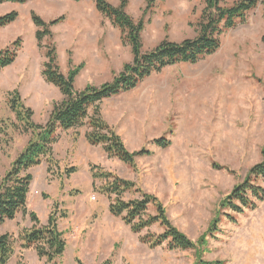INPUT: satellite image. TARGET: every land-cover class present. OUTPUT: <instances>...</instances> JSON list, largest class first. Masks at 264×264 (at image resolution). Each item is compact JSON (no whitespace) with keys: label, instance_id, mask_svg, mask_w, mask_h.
Instances as JSON below:
<instances>
[{"label":"rangeland","instance_id":"374dc122","mask_svg":"<svg viewBox=\"0 0 264 264\" xmlns=\"http://www.w3.org/2000/svg\"><path fill=\"white\" fill-rule=\"evenodd\" d=\"M107 1L114 7L120 2ZM236 1L223 0L222 6ZM143 8L144 0H128L126 13L138 22ZM203 8V0L157 4L153 15L144 19L148 22L141 33L142 53L163 40L180 43L194 38ZM12 11L18 18L0 30V50L16 40L21 49L15 62L0 73V181L32 139L31 133H21L9 109L12 93L33 111V123L41 126L48 121L53 105L62 101L59 91L41 74L46 49L56 50L64 76L80 69L74 82L78 91L111 82L132 60L129 46L120 41V32L96 11L93 0L0 4V16ZM32 13L47 24L63 17L49 27L51 36L43 39L41 48ZM263 35L259 3L243 23L223 33L213 55L194 65L167 67L136 89L102 102L101 116L121 137L126 150L148 151V156L135 159L133 167L108 158L101 145L91 146L87 141V156L82 157L84 150L76 140L78 133L86 132L85 127L78 133L60 132V140L52 146V166L42 160L28 170L32 182L26 207L40 225H46L49 215L57 211L65 250L56 264H264V199L240 215L219 207L262 159ZM160 138L168 140L169 147L151 144ZM89 146L94 149L91 155ZM74 151L80 156H74ZM96 167L133 184L123 194L124 201L154 197L171 225L195 249L172 250L166 243L150 248L141 243L142 237L160 235L163 229L153 226L137 235L111 216L108 206L113 197L108 200L101 192L103 182L93 178ZM70 168L75 172L66 177L64 172ZM255 185L264 191L263 180ZM146 215H154L151 206ZM31 227L28 215L19 213L0 227V235L16 237ZM7 264L52 263L18 245Z\"/></svg>","mask_w":264,"mask_h":264},{"label":"trees","instance_id":"16d2710c","mask_svg":"<svg viewBox=\"0 0 264 264\" xmlns=\"http://www.w3.org/2000/svg\"><path fill=\"white\" fill-rule=\"evenodd\" d=\"M31 1L35 0H0V4L23 5ZM164 1L144 0L141 18L134 22L126 13L128 0H120L116 7L110 5L107 0H93L96 11L120 32V41L129 46L132 60L123 65L122 71L116 74L111 82L98 87L87 85L78 91L74 88V82L80 69H72L64 76L57 65L56 50L46 49L44 55L46 61L41 74L46 83L59 91L62 101L53 105L44 126L33 123V111L24 106L18 94L12 93L8 101L9 109L15 115L21 133H31L32 139L0 181V227L6 222L13 221L19 213L28 215L32 227L28 230L22 229L16 237L9 233L0 235V264L9 262L18 245L24 250L32 249L39 259L52 264H56L55 261L64 253L65 240L63 233L58 229L57 211L49 215L46 225H40L37 216L27 212L26 208L32 182L28 170L38 167L42 160L52 166L54 162L51 157L52 146L58 141V131H74L85 127L84 137L89 145H101L108 158H114L133 167L135 159L148 156V151L141 149L130 153L126 150L121 137L103 120L100 110L102 102L136 89L145 79L167 67L177 64L194 65L203 58L213 55L220 48L223 33L234 28L237 23H243L247 14L259 3L262 6L264 21V0H238L229 7L222 6L223 0H203L204 8L194 38L180 43L163 40L153 50L142 53L141 33L148 22L144 19L152 16L157 4ZM30 17L37 29L35 37L39 48L43 39L51 36L49 27L63 20V17H60L47 24L33 13ZM17 18L18 14L15 11L0 16V30L14 24ZM262 41L264 42V35ZM20 49L21 43L16 40L8 48L0 50V73L15 62ZM151 144L165 149L169 147L170 142L160 138L153 140ZM261 155V161L250 169L245 180L220 201L221 210L240 215L244 210L251 208L255 201H263L264 191L255 185L259 179L264 181V149ZM93 171L95 172L93 178L103 182L101 189L103 195H106L108 200L113 197L108 206L111 216L121 219L133 234L138 235L153 226L163 229L160 235L148 234L142 237L141 243L150 248L166 243L172 250L195 249L196 245L171 225L163 207L154 197L145 195L140 201H124L123 194L133 188L132 183L103 173L98 167L93 168ZM74 172L75 169L70 168L64 173L69 177ZM149 206L153 208L154 215H146ZM76 264L82 263L76 261Z\"/></svg>","mask_w":264,"mask_h":264},{"label":"crops","instance_id":"0c3cea01","mask_svg":"<svg viewBox=\"0 0 264 264\" xmlns=\"http://www.w3.org/2000/svg\"><path fill=\"white\" fill-rule=\"evenodd\" d=\"M83 89H84V88H83ZM83 89H82V90H83ZM79 91H80V90H79ZM61 97H62V96H61ZM104 101H106V100H104ZM72 131H73V130H72ZM72 131H71V132H72ZM78 131H79V130H74L73 132H74V133H78ZM60 132H61V131H58V133H57V135H58V141L60 140V138H59V136H60ZM67 132H68V131H67ZM84 133H85V132L80 133V134L78 133L77 140H76V141L78 142L79 146L82 147L83 150H84L83 153L81 154L82 157H83V156H85V157L87 156L86 148H87V146H88V145L86 146L87 143H86V140H85V137H84ZM63 134H65V133H63ZM72 140H73V138H72ZM58 141H57V142H58ZM57 142H56V143H57ZM71 144H72V143H71ZM89 148H91V149H90V150L88 149V153H89L88 155H91V154L93 153L92 151H93L94 149H93V147H90V146H89ZM53 152L55 153V149H54ZM72 152H73V151H72ZM74 152H75V151H74ZM73 154H76V152L73 153ZM74 156H80V153L78 152V154H76V155H74Z\"/></svg>","mask_w":264,"mask_h":264}]
</instances>
